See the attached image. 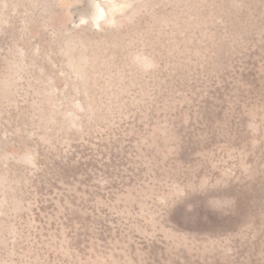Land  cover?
I'll use <instances>...</instances> for the list:
<instances>
[{
    "label": "rangeland",
    "instance_id": "1",
    "mask_svg": "<svg viewBox=\"0 0 264 264\" xmlns=\"http://www.w3.org/2000/svg\"><path fill=\"white\" fill-rule=\"evenodd\" d=\"M0 264H264V0H0Z\"/></svg>",
    "mask_w": 264,
    "mask_h": 264
}]
</instances>
